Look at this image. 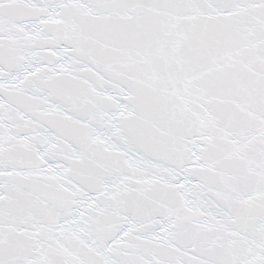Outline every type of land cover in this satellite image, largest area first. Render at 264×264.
Masks as SVG:
<instances>
[{
  "label": "snow or ice",
  "instance_id": "obj_1",
  "mask_svg": "<svg viewBox=\"0 0 264 264\" xmlns=\"http://www.w3.org/2000/svg\"><path fill=\"white\" fill-rule=\"evenodd\" d=\"M0 264H264V0H0Z\"/></svg>",
  "mask_w": 264,
  "mask_h": 264
}]
</instances>
